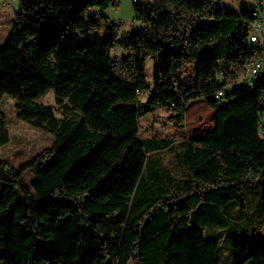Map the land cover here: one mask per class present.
Returning <instances> with one entry per match:
<instances>
[{
  "label": "trees",
  "instance_id": "16d2710c",
  "mask_svg": "<svg viewBox=\"0 0 264 264\" xmlns=\"http://www.w3.org/2000/svg\"><path fill=\"white\" fill-rule=\"evenodd\" d=\"M117 2H20L0 51V101L11 96L17 118L54 140L20 170L0 157V264H220L225 229L217 226L230 222L219 208L245 209L244 187L264 180V69L246 78L254 4L237 11L222 0H142L134 4L141 27L120 38L96 12ZM116 46L129 51L119 68ZM50 90L62 118L37 102ZM198 100L213 113L211 130L177 146L141 137L144 115L166 109L182 128ZM10 141L0 111V146ZM165 149L177 150L180 178L151 160ZM203 207L218 235H205L196 217ZM257 241L233 240L232 264H264Z\"/></svg>",
  "mask_w": 264,
  "mask_h": 264
},
{
  "label": "rangeland",
  "instance_id": "374dc122",
  "mask_svg": "<svg viewBox=\"0 0 264 264\" xmlns=\"http://www.w3.org/2000/svg\"><path fill=\"white\" fill-rule=\"evenodd\" d=\"M9 1H15L8 6ZM229 1V0H228ZM233 0H230V2ZM250 0H244L240 7L236 5V10H240ZM21 0H0V51L6 46L12 26L15 22L16 12L20 7ZM229 6L230 3H228ZM234 8V7H231ZM109 22L117 25V34L122 38L131 33L135 28H140L141 23L135 21L134 4L131 0H118L117 5L108 10L102 11ZM103 15H100V19ZM103 23V22H102ZM129 51L122 47L116 46L111 51L112 59L116 62L117 68L120 67L121 60L128 55ZM153 61H147L146 74L150 83L153 80ZM197 62H193L186 70L182 82L186 88L193 87L197 76ZM232 87H228L227 90ZM54 90H50L46 95L40 97L37 102L54 107L57 116L62 118L56 102ZM148 93L143 92L141 100L146 102ZM0 111L3 112L7 119V126L10 131L11 141L0 146V157L9 163L13 168L20 170L24 165L32 162L34 158L52 146L54 137L51 133L42 129L35 128L28 123L17 118V110L13 98L9 95L4 96L0 101ZM141 137L162 139L170 138L176 142H182L191 136L192 132L202 133L204 130L213 128V113L203 100L191 101L186 106V115L184 117L183 127L179 128L170 119V114L166 109H157L154 113L144 115L140 120ZM177 150L165 149L159 153L151 155L152 161H159L164 170L180 178L181 171L176 162ZM26 183L31 192V181L33 174L28 172L25 175ZM3 183L0 181V196L2 193ZM245 209L241 208L236 202H230L223 208H219L220 216L230 222L229 228L218 227L220 231H225L223 237H219L221 246V263L232 264L233 240H252L258 238L259 244L264 246V180H258L247 184L243 190ZM202 211L205 210L203 207ZM212 211V210H211ZM216 214V210L213 211ZM214 227L208 221V225ZM259 230V232H256ZM208 234H211L208 231ZM251 248L255 246L251 243Z\"/></svg>",
  "mask_w": 264,
  "mask_h": 264
},
{
  "label": "built area",
  "instance_id": "2783aa9c",
  "mask_svg": "<svg viewBox=\"0 0 264 264\" xmlns=\"http://www.w3.org/2000/svg\"><path fill=\"white\" fill-rule=\"evenodd\" d=\"M133 4L136 0H131ZM254 8L252 9V15L256 18V25L250 35V42L255 46L254 56L250 60V67H246V78L256 80L264 69V44L262 42V36L264 35V22L261 18V13L264 10V0H254ZM15 1H9L8 6H11ZM223 5L222 3L220 4ZM222 75L225 71L221 72ZM221 97L223 92L220 91Z\"/></svg>",
  "mask_w": 264,
  "mask_h": 264
},
{
  "label": "crops",
  "instance_id": "0c3cea01",
  "mask_svg": "<svg viewBox=\"0 0 264 264\" xmlns=\"http://www.w3.org/2000/svg\"><path fill=\"white\" fill-rule=\"evenodd\" d=\"M222 2L224 3V5L226 6V7H228V8H231V7H234V8H232V9H234V10H236V5H238V7H239V5H240V7L244 4V0H233V1H231L230 2V0L228 1V0H222ZM228 3H230V5L231 6H229V4ZM247 4H255V1L254 0H250L249 1V3H247ZM238 11V10H237ZM96 12H98L99 14H101V15H103V16H105L104 14H103V12L102 11H98V10H96ZM261 18H262V21L264 22V10L262 11V13H261ZM262 42H263V44H264V35L262 36ZM149 115V114H148ZM185 141V140H184ZM184 141H182V142H184ZM182 142H176L175 141V143H174V146H177V145H179L180 143H182ZM200 210H201V208L200 209H198V212L196 213V217H201V220H200V225L204 228V231H205V235L207 236V235H210V236H214V235H218L219 234V231L216 229V228H214V227H211V226H207V222L208 221H212V220H214L215 219V217L212 215V214H206V212H200ZM208 231L211 233V234H208ZM256 232H258V230H256Z\"/></svg>",
  "mask_w": 264,
  "mask_h": 264
},
{
  "label": "bare ground",
  "instance_id": "6f19581e",
  "mask_svg": "<svg viewBox=\"0 0 264 264\" xmlns=\"http://www.w3.org/2000/svg\"><path fill=\"white\" fill-rule=\"evenodd\" d=\"M142 0H136V3L140 2ZM247 67H250V62L247 64ZM221 98V93H217L216 95V99H220Z\"/></svg>",
  "mask_w": 264,
  "mask_h": 264
}]
</instances>
